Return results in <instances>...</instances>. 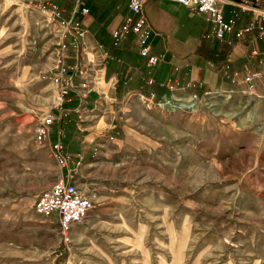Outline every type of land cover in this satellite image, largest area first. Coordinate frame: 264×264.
<instances>
[{
  "label": "rangeland",
  "instance_id": "rangeland-1",
  "mask_svg": "<svg viewBox=\"0 0 264 264\" xmlns=\"http://www.w3.org/2000/svg\"><path fill=\"white\" fill-rule=\"evenodd\" d=\"M64 25L41 3L0 0V264H264V98L248 88L175 90L174 109L173 95L124 102V137L75 163L93 208L70 241L55 217L36 213L67 170L35 140L47 113L61 125L52 68L59 56L74 60ZM96 58L94 70L78 65L75 83L100 78ZM112 114L101 104L95 116Z\"/></svg>",
  "mask_w": 264,
  "mask_h": 264
},
{
  "label": "crops",
  "instance_id": "crops-1",
  "mask_svg": "<svg viewBox=\"0 0 264 264\" xmlns=\"http://www.w3.org/2000/svg\"><path fill=\"white\" fill-rule=\"evenodd\" d=\"M40 3L61 10L58 23L67 25L61 29L64 47L74 55L65 75V81L73 88L64 99L62 113L57 112L62 116L61 125L56 117L46 143L51 147L62 130L64 151L72 167L79 161H93L108 151L110 141L124 137V102L130 107L139 97L162 101L175 90L202 97L234 87L248 88L264 98V19L232 0L225 3L224 14L226 19L236 20V28L222 41L215 38L213 23L207 15L170 0H141L140 15L130 9L129 0L36 2ZM140 16L145 17L144 28L150 32L152 55L163 57L154 67L140 55L136 34L130 33L127 40L114 45L113 32L126 19L136 22ZM76 24L84 31V37H78ZM241 29L249 31L238 37ZM94 55L102 66L100 78L94 80L95 74L89 73L92 83L85 78L75 83V76L82 72L79 64L88 67V71L94 70L90 60ZM101 104L113 111L112 117L95 116ZM65 168L62 177L72 169L70 164Z\"/></svg>",
  "mask_w": 264,
  "mask_h": 264
},
{
  "label": "built area",
  "instance_id": "built-area-1",
  "mask_svg": "<svg viewBox=\"0 0 264 264\" xmlns=\"http://www.w3.org/2000/svg\"><path fill=\"white\" fill-rule=\"evenodd\" d=\"M45 0H24L29 5ZM177 2L189 9L195 10L200 14L207 15L211 19L214 27L213 34L216 39L224 40L228 33H231L236 28L235 19H226L224 14L225 3L229 0H170ZM244 9L253 11L264 19V0H232ZM44 11L51 13L52 17L61 18V13L57 6L52 9L47 5H43ZM130 9L137 15L142 14L143 5L141 0H129ZM88 13L87 9L83 10ZM66 23V22H64ZM146 23L145 17L134 22L132 18L126 19L125 23L114 31L113 37L116 44L122 43L127 39L130 33L138 36L137 44L139 53L147 59L150 67L156 66L162 59V56H154L151 53L149 44L150 32L144 28ZM79 30L78 35L84 37V31H80L79 24L75 25ZM249 30L241 29L237 32L238 37H242ZM64 47V45H63ZM65 48V47H64ZM67 65L65 64L64 55L59 56L54 66L53 80L58 87V95L63 101L73 88L71 84L65 81V75L68 74ZM56 122V117L52 113H47L38 122L35 130V140L38 144H46L51 137L53 127ZM63 131L58 132V140L51 145L55 151L57 158L60 160L63 167H69L70 158L65 154L63 145ZM81 162H77L79 167ZM77 167L69 169L66 176L55 182L50 189L42 193L36 200L35 211L37 214L44 217H55L58 221L59 230L65 243L70 241V235L75 224L84 221L91 209L93 208L92 200L83 193L77 186L74 180L73 173Z\"/></svg>",
  "mask_w": 264,
  "mask_h": 264
},
{
  "label": "bare ground",
  "instance_id": "bare-ground-1",
  "mask_svg": "<svg viewBox=\"0 0 264 264\" xmlns=\"http://www.w3.org/2000/svg\"><path fill=\"white\" fill-rule=\"evenodd\" d=\"M191 99V98H190ZM182 101V99H181V96H179V95H177L176 94V97L174 98V101H172V100H168L167 101V105L169 106V107H172L173 109L174 108H177L179 105H176L175 103H177V102H181ZM194 102H192V104H193ZM192 104H190V105H192ZM189 107V106H188ZM180 109V108H179Z\"/></svg>",
  "mask_w": 264,
  "mask_h": 264
},
{
  "label": "trees",
  "instance_id": "trees-1",
  "mask_svg": "<svg viewBox=\"0 0 264 264\" xmlns=\"http://www.w3.org/2000/svg\"><path fill=\"white\" fill-rule=\"evenodd\" d=\"M115 46H119L120 44L114 43ZM157 102H160V100H156Z\"/></svg>",
  "mask_w": 264,
  "mask_h": 264
}]
</instances>
